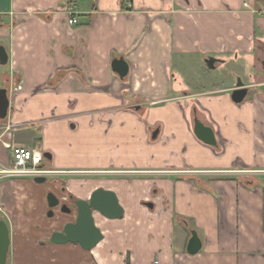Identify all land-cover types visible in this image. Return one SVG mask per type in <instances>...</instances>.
<instances>
[{
  "label": "crops",
  "instance_id": "0c3cea01",
  "mask_svg": "<svg viewBox=\"0 0 264 264\" xmlns=\"http://www.w3.org/2000/svg\"><path fill=\"white\" fill-rule=\"evenodd\" d=\"M0 41L11 132L0 159L2 141L25 147L17 131L42 120L32 146L52 175L78 176L66 186L83 200L110 190L124 211L95 220L92 250L53 244V231L34 246L10 237L13 264H125L127 253L129 264H264V0H0ZM239 79L248 93L235 104ZM195 119L215 146L196 138ZM68 131L61 157L55 137Z\"/></svg>",
  "mask_w": 264,
  "mask_h": 264
},
{
  "label": "water",
  "instance_id": "95a60500",
  "mask_svg": "<svg viewBox=\"0 0 264 264\" xmlns=\"http://www.w3.org/2000/svg\"><path fill=\"white\" fill-rule=\"evenodd\" d=\"M9 58L4 46L0 45V65L8 64ZM213 58L205 60L206 67L213 68ZM113 72L120 78H123L128 73V65L123 58L114 59L111 64ZM248 93V88L239 79L236 82L235 88L232 90L230 98L235 104H240L244 101ZM9 109V100L6 94V89H0V119L4 120L7 117ZM193 133L198 140L209 146L216 145V139L213 130L202 124L199 120H194ZM158 131L153 132L152 139H155ZM45 159L50 158L48 153H43ZM33 181L41 184L46 181V177H37ZM77 207V217L75 224H66L63 232H53L50 236V242L53 244H79L84 250H92L102 239L101 231L95 225L94 215L115 220L122 219L124 211L118 202L116 194L110 190L103 188L95 189L88 199H79L75 202ZM147 207L152 208V204L146 203ZM47 206L49 212L47 217L53 215L52 209L58 206V200L51 192L47 194ZM10 232L5 221L0 220V264H6L7 256L10 247ZM202 248V243L196 231L190 232V238L186 244L185 251L188 255H196Z\"/></svg>",
  "mask_w": 264,
  "mask_h": 264
},
{
  "label": "rangeland",
  "instance_id": "374dc122",
  "mask_svg": "<svg viewBox=\"0 0 264 264\" xmlns=\"http://www.w3.org/2000/svg\"><path fill=\"white\" fill-rule=\"evenodd\" d=\"M1 42V41H0ZM1 45V44H0ZM220 72L215 71L213 74H219ZM9 74V67L7 65H0V88L5 87L6 84L4 82V76ZM241 78V77H240ZM242 81H245L242 79ZM7 118V117H6ZM51 120L58 121L57 116L53 115ZM3 121L0 119V135L4 132ZM44 121V120H43ZM38 123V124H37ZM35 127L31 130L19 129L17 131L16 140L20 143L25 144L24 146L27 148H34L32 145L33 141L37 142L38 140H43V135L41 131L38 129V126L41 125L42 120L37 122ZM11 130V129H10ZM69 132V131H68ZM7 134H11V132H7ZM58 137H55V143H63L61 148H57V154L61 157L66 155V151L69 150L67 145L69 146L75 144V138L72 132L60 133L57 134ZM17 137L19 139H17ZM5 156L2 158L4 160ZM7 158V156H6ZM1 162V161H0ZM45 162V161H44ZM66 159L61 160V163H65ZM79 178L78 176L73 175H64L56 177L54 175H49L46 177V181L37 184L33 181V179L29 177L23 176H4L0 175V186L6 185V191H0V220L6 222L9 228L11 239L17 243V239L20 235L25 238L30 239V246L37 245L39 239L43 238L44 241L49 239L50 233L54 230L59 229V225L56 223V220L50 219L46 216L47 210V192L54 191L59 193L58 190L60 188L66 187L67 181H70V185H74L75 179ZM21 181V182H20ZM55 185V187H54ZM82 188V186H79ZM82 193V191H78ZM141 206H144V203H147L149 200H140ZM152 202V201H149ZM7 203H10L14 210L11 213H8L5 206ZM95 220L98 218H102L99 214H95ZM130 217V214L125 215V219ZM68 218L64 217L63 220H67ZM109 224V223H107ZM110 227V226H109ZM114 228L112 227V229ZM125 231V230H123ZM34 237V238H33ZM36 248V247H35ZM31 249V248H30ZM33 250V249H32ZM36 250H38L36 248ZM37 252V251H35ZM129 252L128 250L126 253ZM14 256V254H13ZM128 256V253H127ZM125 258V264H129V257ZM12 255L8 258L6 264H13Z\"/></svg>",
  "mask_w": 264,
  "mask_h": 264
},
{
  "label": "built area",
  "instance_id": "2783aa9c",
  "mask_svg": "<svg viewBox=\"0 0 264 264\" xmlns=\"http://www.w3.org/2000/svg\"><path fill=\"white\" fill-rule=\"evenodd\" d=\"M68 24L75 25L77 20L71 17L68 20ZM3 129L5 133L9 130V126L7 125ZM1 144L5 151V158L4 160L0 159V175L23 176L34 179L47 177L52 174V171L45 167V158L37 146L25 148L9 140L2 141Z\"/></svg>",
  "mask_w": 264,
  "mask_h": 264
},
{
  "label": "flooded vegetation",
  "instance_id": "af4514ba",
  "mask_svg": "<svg viewBox=\"0 0 264 264\" xmlns=\"http://www.w3.org/2000/svg\"><path fill=\"white\" fill-rule=\"evenodd\" d=\"M0 89H6V88L1 87ZM49 192L53 193L58 200V206L52 209L53 215L49 217L50 219L56 220L57 221L56 223L59 225V229L53 232H63V228L66 224H75L77 217V207L75 202L80 198L73 195L71 191L67 188V186L60 188L58 190L59 193H56L52 190ZM49 192H47V194ZM48 212H49V208L47 207V210L45 212L46 216ZM64 217L68 219L62 221Z\"/></svg>",
  "mask_w": 264,
  "mask_h": 264
},
{
  "label": "trees",
  "instance_id": "16d2710c",
  "mask_svg": "<svg viewBox=\"0 0 264 264\" xmlns=\"http://www.w3.org/2000/svg\"><path fill=\"white\" fill-rule=\"evenodd\" d=\"M128 264V263H127Z\"/></svg>",
  "mask_w": 264,
  "mask_h": 264
}]
</instances>
